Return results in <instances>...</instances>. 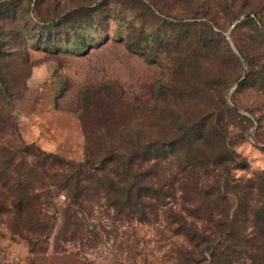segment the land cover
Listing matches in <instances>:
<instances>
[{
	"label": "rangeland",
	"instance_id": "obj_1",
	"mask_svg": "<svg viewBox=\"0 0 264 264\" xmlns=\"http://www.w3.org/2000/svg\"><path fill=\"white\" fill-rule=\"evenodd\" d=\"M257 1L0 0V5L12 2L14 10L5 16L0 6V160L31 144L75 163L99 161L111 149L127 152L138 147L143 181L167 192L163 200L146 198L142 209L133 212L114 205L112 190L84 184L76 204L68 190L48 180L30 190L34 197L29 210L20 215L11 190L2 187L0 264H178L177 249L192 248L177 231L181 216L210 236L224 213L236 214V206H259L261 192L248 183L226 185L212 163L201 176L200 192L187 203L177 182V154L145 161L143 156L183 142L178 140L186 126L221 123L225 130L208 138L209 149L234 151L237 161L247 165L233 170L230 182L264 174V93L255 84L264 74V53L252 51L257 65L251 67L233 42L236 27L231 28L247 14L230 25L243 3ZM203 4L212 8L206 19L220 27L213 32L218 51L198 58L196 75L187 76V82L175 78L172 57L162 53L148 58L150 41L146 53L127 47L135 29L142 39L158 35L163 24L199 19H192V11ZM228 5L236 9L225 12ZM81 6L100 7L94 27L86 29L80 17L75 30L70 20L54 33L48 31L47 20ZM240 37L243 44L249 42L245 31ZM225 45L239 61L227 63ZM208 77L214 85L202 89ZM52 170L58 178L69 175L58 167ZM239 198L246 201L238 203ZM232 219L261 248L229 241L239 250L229 264H255L257 255L264 254V221L255 219L250 208ZM210 261L207 255L201 264Z\"/></svg>",
	"mask_w": 264,
	"mask_h": 264
},
{
	"label": "trees",
	"instance_id": "obj_2",
	"mask_svg": "<svg viewBox=\"0 0 264 264\" xmlns=\"http://www.w3.org/2000/svg\"><path fill=\"white\" fill-rule=\"evenodd\" d=\"M0 6L3 7V10L5 9L2 11L5 16L9 15V12L14 11L11 8L13 6L12 2ZM234 6L228 5L224 7L225 12L230 9H236ZM196 7L192 11V19H199H194L192 22L181 19L163 24L159 26L158 35L149 33L150 35L146 34L144 39H142L141 31L135 29L134 34L136 35L128 39L127 47L139 53H146V47L152 43L151 51L147 54L148 58L156 59L158 54L160 56L165 53L173 58L174 66L171 68H173L175 78H185V82H187V76L194 78L196 74L193 69H195L196 60L201 56L211 55L212 57L214 53H217L218 49L215 46L213 32L214 27L220 28L206 19L207 15L212 11L209 5L203 4ZM99 9V6L78 7L66 15H59L52 20H47V23H45L47 25L46 28H48L50 33H54L56 29L72 20L71 30H73L77 27L74 23H77L80 17H84L83 22L86 29L94 27L95 21L98 20ZM240 10L242 12L234 17L230 25L242 15L247 14V17L236 26L231 33V37L240 55L253 67L257 65V58H252V51L264 53V29L262 30L260 27L262 25L264 28V0H258L255 4L245 2L240 6ZM251 13L254 16H251ZM204 18L206 20H203ZM145 24L147 23L143 21L142 27ZM169 30L170 33H168ZM243 31L246 32L249 38V42L245 44L242 43V38L240 37ZM67 35H69V32ZM94 43L95 40H92L91 45ZM225 48L228 55V58H226L227 63L239 61V58L235 56L227 45H225ZM80 49L81 47H79ZM208 78L211 79L205 81L202 89L213 87V78ZM255 81H257L255 84H258L259 89L264 93V74L259 79H255ZM222 102L225 103L223 98ZM185 128L182 139L178 140L183 142H176L178 144H175V146H161L154 150L146 151L143 154V156L146 155L144 161L151 159V157L165 158L168 153L177 154V166L181 175L177 182L183 194L182 197L187 203L190 202L194 196L193 194L200 192L201 176L202 174H208L207 167L212 163V165L219 167L220 175L225 176L224 182L226 185L237 187L248 183L249 187H254L259 193L261 192L262 199L258 201L259 206L251 207L250 204H247L246 208H250V214L255 219L264 221V174L232 184L230 182L232 171L246 168L247 165L237 161L238 155L234 151L228 150L225 153L217 149L212 151L209 149V144L212 140L208 138L216 136L217 133L221 135V131L225 130L224 125L214 122L213 125L210 123L204 125L196 122ZM184 143L185 145L183 146ZM223 143H225L224 140L220 141V146L224 145ZM218 145L216 143V146ZM137 149L138 147H135L127 152L111 149L99 161L88 158L83 163L67 161L59 155L46 152L34 144L23 146L17 154H3V158L0 160V208L4 204L1 188L5 187L11 190L12 195H14L13 207L15 211L20 215L26 214L34 197L29 195L30 190L36 186H41V184H47L48 180L51 181V185L56 183V188L68 190L71 202L76 204H78L79 199L81 201V193L84 189V184L87 183L95 184L105 192L112 190L114 193L113 203L119 210L135 212L138 209H142L146 198L154 195L159 197V200L165 199L167 197L165 196L167 195L166 191L162 188L158 190L151 183L143 181L142 173L138 172L141 166L137 162L140 160L138 156L140 153L137 152ZM56 167L61 168L69 175H63V178H58V173L52 170ZM237 191H240V189H237ZM241 191H243V188ZM108 199L112 200V197L108 196ZM237 200H239L238 203L246 201L240 198ZM246 210L236 206L237 216H244ZM186 211L189 212V210ZM236 214L232 213L235 217ZM232 215L230 211L224 213L222 218L214 223V229L211 231L210 236L200 232L196 227L188 223L184 216H181L179 218L180 227L177 231H179V234H183L192 245V248L188 249L181 246L177 249L178 258L176 260L178 264H201L207 261V255L211 256V261L205 264H229L239 251L232 244H228L229 241L231 243L240 240L246 244V247H250L249 249L251 250H253L252 248L260 249L261 246L252 243L256 239H251L252 241H250L242 230V226L238 225L235 220L233 221ZM258 257L257 255L254 259L255 264H264V254L261 255V258Z\"/></svg>",
	"mask_w": 264,
	"mask_h": 264
},
{
	"label": "water",
	"instance_id": "obj_3",
	"mask_svg": "<svg viewBox=\"0 0 264 264\" xmlns=\"http://www.w3.org/2000/svg\"><path fill=\"white\" fill-rule=\"evenodd\" d=\"M247 16H245V17H242V18H240L233 26H232V28L231 29H233V28H235L239 23H241L245 18H246ZM231 44V43H230ZM233 46V45H232ZM233 48H234V46H233ZM234 50L236 51V49L234 48Z\"/></svg>",
	"mask_w": 264,
	"mask_h": 264
}]
</instances>
